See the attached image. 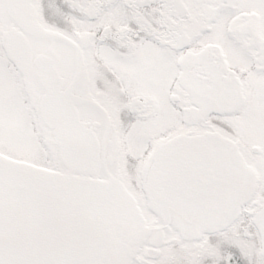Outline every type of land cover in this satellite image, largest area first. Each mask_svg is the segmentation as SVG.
<instances>
[{
	"label": "snow or ice",
	"instance_id": "6c2138e0",
	"mask_svg": "<svg viewBox=\"0 0 264 264\" xmlns=\"http://www.w3.org/2000/svg\"><path fill=\"white\" fill-rule=\"evenodd\" d=\"M0 264H264V0H0Z\"/></svg>",
	"mask_w": 264,
	"mask_h": 264
}]
</instances>
